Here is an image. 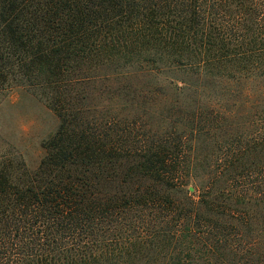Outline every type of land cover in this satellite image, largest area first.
<instances>
[{"label":"trees","instance_id":"obj_1","mask_svg":"<svg viewBox=\"0 0 264 264\" xmlns=\"http://www.w3.org/2000/svg\"><path fill=\"white\" fill-rule=\"evenodd\" d=\"M58 117L0 151V264H264V0H0V92Z\"/></svg>","mask_w":264,"mask_h":264},{"label":"rangeland","instance_id":"obj_2","mask_svg":"<svg viewBox=\"0 0 264 264\" xmlns=\"http://www.w3.org/2000/svg\"><path fill=\"white\" fill-rule=\"evenodd\" d=\"M59 124L57 115L31 91L15 88L0 92V151L15 148L31 169L39 165L42 145Z\"/></svg>","mask_w":264,"mask_h":264}]
</instances>
